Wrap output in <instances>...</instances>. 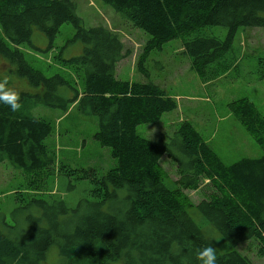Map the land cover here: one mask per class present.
<instances>
[{
	"label": "trees",
	"instance_id": "obj_1",
	"mask_svg": "<svg viewBox=\"0 0 264 264\" xmlns=\"http://www.w3.org/2000/svg\"><path fill=\"white\" fill-rule=\"evenodd\" d=\"M99 1L148 36L137 63L145 79V59L174 40H180L201 82L224 78L237 67L229 54L237 32L264 29V0ZM75 10L73 0H0V59L8 74L26 85L20 112L0 105V164L33 177L32 189L59 168L68 182L89 184L74 206L51 193L28 198L17 192L12 222L0 212V264H44L52 248L55 264H199L197 250L211 245L208 230L230 248L216 252L217 264H253L236 250L248 241L256 243L257 256L264 259V115L246 98L228 105L263 152L230 165L188 122L165 142L139 136L138 126L158 123L177 109L176 102L151 82L117 79L116 65L126 56L121 41L104 26L85 28ZM69 24L82 55L64 58L61 49L55 60L72 71L80 91L62 75L34 68L21 49L49 53L61 27ZM207 27L225 28V40L206 36ZM34 32L44 36L46 49L32 44ZM255 72L257 80H264V55ZM39 106L64 114L74 108L93 118L92 139L109 149L115 166L100 175L58 161L48 145L54 124L33 115ZM163 156L176 166L175 181L159 171ZM202 181L211 193L192 207L184 192L197 191Z\"/></svg>",
	"mask_w": 264,
	"mask_h": 264
},
{
	"label": "rangeland",
	"instance_id": "obj_2",
	"mask_svg": "<svg viewBox=\"0 0 264 264\" xmlns=\"http://www.w3.org/2000/svg\"><path fill=\"white\" fill-rule=\"evenodd\" d=\"M73 2L76 7L75 13L85 28L104 26L121 41L126 56L116 65L117 79L128 82H151L162 88L176 102L177 109L164 114L158 123L138 126L139 136L154 143L165 142L181 123L188 122L226 165L243 158L256 159L263 155L262 150L233 118L228 105L246 98L261 115H264V80H257L255 72L257 59L264 55V29H241L237 32L230 53L228 52L236 61L237 67L224 78L208 83L201 82L192 72L180 40H174L164 45L160 52H152L145 59L144 67L149 74V78L145 79L139 74L137 63L143 56L148 36L132 27L115 14L111 7L99 0ZM203 32L206 36L216 37L221 41L225 40L227 35V30L221 27H207ZM74 35L73 26L64 25L49 53H40L26 46L21 49L34 68L40 69L47 76L62 75L80 91L79 81L73 77L72 71L62 68L55 60L61 49L63 51L60 56L64 58L82 55L83 47L79 41L73 40ZM32 44L41 49L48 47L46 39L38 32L33 33ZM8 71V65L0 59V78L7 77L10 87L19 93L24 91L26 89L24 82L12 77ZM33 115L50 120L54 124V133L48 145L54 150L58 161L69 164L72 169L90 167L100 175L115 166L116 161L111 158L109 149L102 148L92 139L96 131V121L93 118L80 116L74 108H70L64 114L43 106L35 108ZM158 167L162 175L173 181L177 179L176 166L166 156L161 158ZM63 169L61 172L60 168L55 169L53 175L39 178L36 189H32L30 181L33 177L23 175L7 162L0 164V212L12 222L14 216L10 213L17 206V192L28 198L51 193L74 206L86 195L89 184L87 181L68 182ZM69 185L73 187H67ZM210 193L211 189L207 182L202 181L197 191H185L184 196L193 207ZM207 235L216 252L230 251L229 246L216 232L208 230ZM236 250L253 264H264V259L257 256L256 243L252 241L242 243ZM57 261V251L52 248L44 264H55Z\"/></svg>",
	"mask_w": 264,
	"mask_h": 264
},
{
	"label": "clouds",
	"instance_id": "obj_3",
	"mask_svg": "<svg viewBox=\"0 0 264 264\" xmlns=\"http://www.w3.org/2000/svg\"><path fill=\"white\" fill-rule=\"evenodd\" d=\"M0 105L7 106L12 112H20L23 109L20 93L9 86L7 77L0 78ZM196 259L199 264H217L216 248L207 245L198 249Z\"/></svg>",
	"mask_w": 264,
	"mask_h": 264
}]
</instances>
